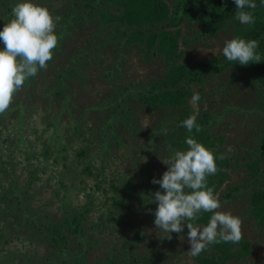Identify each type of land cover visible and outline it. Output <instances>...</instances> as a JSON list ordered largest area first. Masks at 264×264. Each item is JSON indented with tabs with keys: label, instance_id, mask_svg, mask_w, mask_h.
<instances>
[{
	"label": "rangeland",
	"instance_id": "374dc122",
	"mask_svg": "<svg viewBox=\"0 0 264 264\" xmlns=\"http://www.w3.org/2000/svg\"><path fill=\"white\" fill-rule=\"evenodd\" d=\"M70 1L72 0H32L34 4L47 8L54 17L61 18L56 25L57 34L62 28L67 11L74 9L69 5ZM5 2L0 0V31L3 30L5 23L12 19L11 17L5 19ZM21 2L24 0L10 1L12 7ZM92 27L83 28L78 25L64 37L63 41H67L65 46H68V40H72L68 47H76V43L82 45L88 38L93 37L94 32L99 33L98 28ZM180 27L183 35L189 36L194 33V28L187 22ZM234 27V24H230L231 32L219 33L196 45L191 42L186 46L181 38L179 50L183 51V55L177 59V63H196L223 56L225 41L234 38ZM112 35H104V38L110 39L109 44ZM117 37L121 39L120 34H117ZM110 46L100 49L95 56L87 59V68L84 70L88 74L86 83L81 82L79 76L75 75L66 82L65 89H57L56 75L65 69L68 54L63 56L61 61L55 58L42 73H38L28 82L25 81L27 86L23 85L14 95L7 109L8 112L0 114V163L2 164H0V188L1 181L9 187L7 180L3 179L6 174L2 170L8 168L11 171L9 162L14 164L13 176L18 187L22 188L28 183L27 175L34 169L40 170L37 176L41 179L39 182L36 181L41 192L38 193L36 189L31 190L36 196L25 208L29 209L25 214L32 218L36 215L35 221L28 218V223L37 224L22 228L17 236H13L15 238L9 244L0 245V264H46L45 261L52 256V253L48 252L49 244L46 239L38 236V227L40 224L49 225L61 221L65 217L64 212L67 208L73 213L83 210L84 230H89L91 235L89 240L99 241L97 250L89 253L90 262L101 263L109 253H113L118 260L127 255L132 264H197L196 257L187 254L190 250L189 230L187 229L183 234L172 233V238L167 239L170 234L159 231L154 224L156 208L153 207L157 204L152 203L154 199L152 194L155 191H149L147 194L143 192V187L146 185L150 188L160 187L152 183L153 179H161L163 173L167 171V166L160 159L168 158L173 150H186L185 147L176 144L179 133H172L174 127L170 121L176 123L179 128V122L184 121V113L189 112V117L195 115L198 123L197 121L205 113H213L214 108L215 117L210 120L208 126L201 124L199 126L201 125L205 130L210 127L208 135L214 138L216 145L232 159V167L227 170L230 179L216 196L221 204L218 211L231 213L240 218L242 238L251 245V253L247 257L234 258L226 264H264V229L258 227L247 209L251 194L260 189L264 190V151L257 149L262 144L264 121L261 117L253 118L248 114L245 117H237L234 113H230L224 120L221 115L227 101L220 99L216 102L212 101V98L209 99V95L213 98L215 94L221 96L218 90H225L221 83L226 85L230 81L223 79L222 76L225 74L231 76L232 69L211 77L203 86H195L193 95L198 94L200 99L193 102L191 96L186 105L188 109L155 108L138 102L139 94L146 93L152 89V84L160 81L167 63L161 58L152 59L140 54L139 47L134 45L122 46L123 56L120 58L116 44H112L111 48ZM4 47L3 42L0 41V50ZM116 64L121 68L120 73L107 75L106 70L109 66ZM240 87L241 84L232 83V89L224 91L223 94L228 95L230 101L234 100L237 105H247L253 92L245 91L235 100L234 97L239 93ZM120 96L128 99V104H122L120 107L130 109L127 112L128 118L135 121L140 132L145 133L152 128L169 126L165 128L167 131L171 130L169 138L162 141L166 136L163 133L158 141H154L155 146L151 147L150 134L135 139V135L126 132L121 117L122 121L117 125V133L122 136V143L120 145L112 141L109 147L111 153L103 155V140L99 137V132L94 133V130L101 127L104 119L115 113V111L113 113L107 111L106 107L114 109L118 99L119 102L121 101ZM113 99H115V107L111 103ZM19 104L23 108L22 114ZM56 118L60 120L54 127L53 122ZM47 146H50V160L42 156ZM83 148L86 152H83L84 164L71 172L68 182L73 177L72 174H77L81 169L83 172L75 186H72L74 190L68 197L63 188L58 187L60 184L56 183L54 172L75 170L77 155ZM260 152L261 154L258 155ZM32 154L36 155V158H32ZM63 155L68 156L66 163L61 160ZM28 157H30L29 161H27ZM55 159H58V162H55ZM258 160H262L261 170L255 176L251 174L252 169L249 168V164ZM87 167L92 168L91 175L87 171L84 172ZM49 175H52V182L51 186L47 187L44 183ZM230 187H241L242 190L234 199L224 200L223 195L228 193ZM58 193L60 195L55 197L54 195ZM65 198L68 201L66 209L62 206ZM118 200L122 204H117ZM22 214L23 212L19 211L13 213L12 220L16 225L21 222ZM27 221L21 224H26ZM129 223L139 226V233H135ZM194 224L207 225L205 222ZM19 256L22 258L14 259Z\"/></svg>",
	"mask_w": 264,
	"mask_h": 264
},
{
	"label": "trees",
	"instance_id": "16d2710c",
	"mask_svg": "<svg viewBox=\"0 0 264 264\" xmlns=\"http://www.w3.org/2000/svg\"><path fill=\"white\" fill-rule=\"evenodd\" d=\"M4 6L6 8L5 19L13 18L12 16V6L10 1L5 0ZM50 1V0H46ZM257 7L253 11L254 23L250 25L241 24L235 18V12L237 11L234 0H72L69 5L74 7L73 10H68L66 16L63 18V25L58 32L57 47L53 50V58L48 61V64L52 63L55 58H59L61 61L63 56L68 54L67 61L65 63V69L59 71L56 75L55 85L58 89H65L66 82L71 79V77L77 75L81 82H85L88 78L87 71V59L89 57L95 56L96 53L103 49L104 47L110 48L112 44H116V50L120 52V58H122L121 47L136 46L139 47L140 54H145L146 57L156 59L161 58L167 63V67L159 82L152 84V89L146 93H140L138 102L145 103L150 107L155 108H166V109H179L185 107L188 104V100L193 96V89L197 85H205L211 77H216L222 74L226 70L232 69V75L225 74L222 76L223 79H229L230 81L225 85L221 83V86L225 89L224 91L231 90L232 83L237 85L241 84L239 93L234 97L235 100L243 95L245 91H252L251 100L248 101L246 105H237L235 101L227 97L228 95L223 94L222 89L218 90L221 96H216L213 98L209 95V99L212 101H219L223 99L227 101V105L224 106L222 115L224 120L229 117L230 113H234L237 117H245L247 114L251 115L253 118L261 117L264 121V3L261 0H254ZM187 22L192 28H194V33L187 36V34H182L181 25ZM230 24H234V38H242L245 40H256L259 43L257 48V53L261 56L260 63H250L248 65H240L238 61L230 62L224 56L209 58L196 63H177V59L183 55V51L179 50L181 46V38L183 39V44L189 46L191 42L193 45L199 44L203 40L209 37H215L219 33L231 32L229 28ZM78 25L83 28H90L92 26L99 29L94 32L92 38H88L85 43H76V47H68L72 40L63 41L64 37L67 36L71 31L75 30ZM92 27V28H94ZM116 29V30H115ZM113 34L111 37V44H109L110 39L104 38V35ZM117 34L121 35V39H118ZM233 38V39H234ZM76 40H78L76 38ZM63 41V42H62ZM62 42V43H61ZM69 51L71 53H69ZM119 58V60H120ZM120 67L118 64L111 65L106 70L107 75H112L120 73ZM44 69H40L38 73H42ZM33 77L28 78L26 81H30ZM240 81L238 82V79ZM154 81V80H153ZM27 86V83L24 84ZM67 88V86H66ZM214 91V89L212 90ZM48 93V92H47ZM213 93V92H212ZM49 96V94H47ZM46 95V96H47ZM121 101L115 107V99L111 101L114 105L112 107H106L107 111H115L114 114L108 116L104 119L100 128H95L94 133L99 132V137L103 140V155L110 154L109 147L112 145V141L117 142L121 145L122 136L117 133V125L122 120L124 121L126 132L135 135V139L141 137L142 135L150 134L152 140V146H155L154 141H158L160 135L164 133L163 128L158 127L146 131L145 133L140 132V128L137 127L135 121L129 120L127 112L130 109H126L124 106L120 107L122 104H128V99L120 96ZM252 101V104H250ZM20 113L22 114L23 108L19 104ZM63 107L64 104H62ZM117 108L118 112H117ZM213 113H205L196 123L197 125H207L210 120L214 118L215 108L212 109ZM6 110L4 113H7ZM117 115V116H116ZM189 117V112L184 113L183 120ZM59 118H56L53 122V126L56 127ZM200 122V123H199ZM174 129L172 133H179L177 136V145L180 147H185L187 150V145L185 143V138L191 136L196 139L199 143L203 144L207 149L211 150L216 157L217 173L215 175L208 176L207 185L214 188V195L217 196L220 190L223 188L225 183L230 179V174L227 170L232 167V159L229 157L225 151L216 145L214 138L209 136L208 132L210 127L206 130L201 127V131L196 132L195 129L191 133L187 131L186 128L181 126L179 122V128L177 124L170 121ZM169 124V125H170ZM171 130L167 131L166 136L162 139L165 141L169 138ZM260 133V132H259ZM258 134L259 137L261 135ZM263 140L262 144L257 147L258 150L264 151V128H263ZM187 146V147H186ZM50 146L44 150L42 154L44 159L50 160L51 156L49 153ZM82 150V151H81ZM77 155V161L74 166L75 170L67 171L61 170L54 172L56 183L60 184L58 187L63 188L66 196H70L71 192L74 190L72 186L82 175L83 170L81 169L77 174H72L73 177L70 178L68 182V176L71 175L72 171H76L79 166L84 164L83 162V152L85 148L81 149ZM86 153V152H85ZM261 152L258 154L260 155ZM220 157H223L222 159ZM32 158H36V155L32 154ZM1 159V156H0ZM68 159L67 155H63L61 160L66 163ZM30 157L27 158V161ZM58 162V159H55ZM1 164V163H0ZM11 164V171L9 169H2L3 176L9 184L6 187L1 181L0 188V245L5 243L9 244L19 233L22 228L29 227L33 223H28L27 219H33L35 221L36 215L33 218L26 213V206H29L32 199L36 194L31 190L36 189L38 193L41 192L40 188L37 186L36 181H41L37 176L39 169H34L30 171L27 175V184L20 188L14 178L15 173L13 171V163ZM262 160H258L255 163L249 164V168L252 169V175H258L261 170ZM2 165V164H1ZM48 165V164H46ZM47 168V166H46ZM87 169V170H86ZM84 172L92 174V168L87 167ZM53 174V173H51ZM13 176V177H9ZM45 181L44 186H51L52 175ZM69 183V184H68ZM114 188V187H113ZM58 189V188H55ZM127 189V188H126ZM161 191L160 187H151L146 185L143 187V192L149 194V191ZM241 187H230L228 193L223 195L224 200H232L237 194L241 192ZM186 191H188L186 189ZM54 195L55 197L59 196ZM247 204V209L249 215L253 218V221L258 225V227L264 229V190L260 189L255 191ZM67 199L63 200V208H67ZM149 202V200H147ZM117 204H122L120 200L116 202ZM6 205V206H5ZM4 206V207H3ZM153 208H157L155 205ZM23 212L21 217V222H26V224H21V222L16 225L14 220H12L13 213ZM83 210L80 212L73 213L68 208L64 212L65 217L59 222H53L49 225H41L38 227L39 237H44L46 242L49 244L48 252L52 253V256L45 261L46 264H132L128 260L127 255L122 259L118 260L114 257L113 253H109L107 258L101 263L90 262L89 256L91 251H96L99 241H90L91 235L88 231L84 230V219ZM212 213H200L199 218L194 221L208 223ZM49 219V218H48ZM50 220V219H49ZM51 221V220H50ZM21 224V225H20ZM37 224V223H36ZM133 228L135 233H139L140 227L129 223ZM103 225V224H102ZM187 226L184 225L183 233H186ZM31 234V233H30ZM29 234V235H30ZM175 234V233H174ZM17 236V235H16ZM90 253V254H89ZM251 253L250 242L244 241L243 238L238 244L233 243H216L209 244L206 249L198 256H196L197 264H226L228 261L238 258L244 259ZM22 257L14 259H20Z\"/></svg>",
	"mask_w": 264,
	"mask_h": 264
},
{
	"label": "clouds",
	"instance_id": "9594fccd",
	"mask_svg": "<svg viewBox=\"0 0 264 264\" xmlns=\"http://www.w3.org/2000/svg\"><path fill=\"white\" fill-rule=\"evenodd\" d=\"M234 3L237 9L235 18L241 24H253L254 14L250 10L257 7L254 0H234ZM12 16L0 31V41L5 46L0 50V114L9 108L14 95L28 78L47 68L59 40L56 25L61 18L54 17L47 8L34 4L32 0L17 3L12 8ZM258 47L256 40L234 38L225 41L222 53L228 61H238L246 66L261 62L256 51ZM199 99L198 94L192 97L193 102ZM181 126L189 133L193 129L201 131L195 115L185 119ZM163 131L167 134V129ZM185 143L187 150H173L168 158L160 159L167 171L161 179L152 180L161 188L152 194V203L157 204L154 224L159 231L170 234L169 240L172 233H182L186 224L190 244L187 254L196 257L209 244H238L242 239V222L231 213L218 211L221 204L214 195V188L207 185L206 178L218 171L213 152L191 136ZM202 212L212 215L206 226H197L194 221Z\"/></svg>",
	"mask_w": 264,
	"mask_h": 264
}]
</instances>
